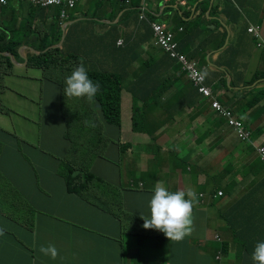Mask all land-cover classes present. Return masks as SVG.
I'll return each instance as SVG.
<instances>
[{
	"label": "crops",
	"instance_id": "1",
	"mask_svg": "<svg viewBox=\"0 0 264 264\" xmlns=\"http://www.w3.org/2000/svg\"><path fill=\"white\" fill-rule=\"evenodd\" d=\"M142 1L135 0L139 7ZM147 7L152 15L150 19L166 25L175 34L178 48L200 69H205L207 84L219 99L221 95L226 100L234 93L237 97H246L251 92L249 96H253L254 105L264 103V51L249 32L253 26L260 27L264 36V0H148ZM78 9L79 15L61 28L54 27L52 18L49 21L22 15L20 19L21 38L14 43L21 44L17 48L21 60L11 58L13 69L4 76L5 89L0 94V227L5 229V234L0 236V264H135L134 257L126 261L125 250L120 248L124 221L132 220L128 236L137 230L144 231L141 216L151 215L149 204L157 181H163L170 191L192 190L196 194L194 231L182 242H175L176 251L187 245L200 250L197 264H213V256L231 251L235 254L245 247L255 248L257 242L264 241V185L250 179L254 177V170L248 169L247 164L252 157L250 165L253 163L258 152L241 142L227 122L219 119L211 100L194 90L180 65L156 47L153 39L146 41L150 33L144 26L136 25V15L119 25V30L122 39L134 32L138 37L126 60L114 58L112 63L113 73H119L127 84L121 96V128L105 119L99 99L89 102L87 98H67L66 84L63 92L57 93L60 106L67 109L66 115L61 120L43 123L47 138H56L48 145L63 150V160L81 171L82 180L86 175L76 167L79 164L87 167L86 174H109L102 182L96 181V185L88 184L89 189L82 196L71 194L65 179L62 180L70 196L56 180L49 178L39 183L36 178L32 179L31 188L24 190V197L19 201L15 198L22 191L15 172L28 165L25 151L19 146L33 145V149L41 150L23 129L5 130L11 117L19 115L5 99L9 96L28 99L12 83L15 79L32 84L46 80L59 85L76 68L74 58L66 55L73 49L87 47H82L83 36L89 29L93 32L90 39L96 37V51L113 48L115 24L122 13L110 21L104 17L110 8L98 11L86 0ZM50 14L54 16L55 11ZM9 21H12L10 15L0 16V32ZM44 22H50L46 29ZM46 36L48 40L53 38V44L44 41ZM134 36L128 41H133ZM51 50L55 52L53 59L61 61L64 72L59 65L45 69L34 63L33 59L49 56ZM53 70L60 74L56 80L50 78ZM136 80H142V85H154L140 87L141 95L157 97L153 99L155 103L149 102L146 107L138 123L139 130L133 125L130 93L131 84ZM243 109L240 106L237 113ZM77 115L83 116L85 122L78 123ZM23 120L30 125V130L36 125L25 116ZM65 121L79 124L67 126L73 128L75 146L61 136L60 129L68 124ZM174 121L175 137L176 130L169 128ZM224 132L230 136H222ZM254 140L255 148L264 145V130ZM95 152L97 157L92 160ZM228 156L239 159L242 164L235 168ZM223 159L228 162L219 167ZM30 169L31 174L39 173V169L31 166ZM45 184L51 186L45 187ZM254 184L258 201L242 198ZM220 191L225 193L224 197H217ZM202 193L206 195L205 200L200 199ZM250 209L253 210L250 212ZM50 244L59 251L55 260L40 252L41 246ZM166 244L164 241L163 250L164 247L171 250L170 245L174 243Z\"/></svg>",
	"mask_w": 264,
	"mask_h": 264
},
{
	"label": "rangeland",
	"instance_id": "2",
	"mask_svg": "<svg viewBox=\"0 0 264 264\" xmlns=\"http://www.w3.org/2000/svg\"><path fill=\"white\" fill-rule=\"evenodd\" d=\"M46 19L49 20V18ZM42 25L46 29L47 27H49L50 22H44ZM20 34H22V31ZM20 38L21 35L17 39ZM95 53V57L93 58L92 56V58H90L89 60L91 61L93 59H98L99 62H102L104 60L103 54H100L96 50ZM80 63L82 62L80 61ZM39 75L40 74H37V76ZM59 76L60 74L58 71L53 70L50 72V78L52 80H56ZM66 77L68 76H64L61 82L59 83V85H62V87H59V85L53 84L51 82H47L46 80L40 82L39 84H32L30 82L16 81L15 79L11 86L16 88L20 92V94L26 96L28 99L15 96H9L5 99V101L10 105V107L14 108L17 112H19L18 117H11V120L8 123L9 127L5 130L18 132L23 129V131L27 133L28 139L41 150L37 151L33 149V147H31L33 145L26 147L23 145L19 146L20 150L25 151L24 159L29 166L23 165L21 167V171L15 172L16 179L19 182V186H21L22 190L20 192V196H15L18 201L20 200V197L25 196L24 190L27 191L29 188H31L32 179L35 180L36 178H38L39 183L49 178H52L57 181L59 187H63V190L67 195H71L66 190L65 184L62 180L66 178L65 175L70 165L68 164V162L64 161L63 158H60L65 156L62 149H53L50 147V145H48V142L55 141L56 138H47V129L43 124L44 122L52 121L55 119L61 120L62 116L66 115L67 109L60 106L59 98L57 96V93L63 92ZM186 82L187 79L184 80V83ZM186 88L187 83L184 85L185 90ZM250 94L251 92H249L246 97H237L234 93L232 96H229L226 100L220 95V100L224 104H228L235 112L239 110L240 106H244V109L241 111V113L237 114L243 121L246 122L248 128L253 131L254 135H252L251 137L254 139H258L261 135L262 130H264V103L254 105L251 102L253 101V96H249ZM38 95L41 96V99H38ZM33 100L38 103L34 104L32 102ZM23 116L27 117V119L30 121H34V123L36 124L33 128H31V130L30 125L23 120ZM78 118V123L85 122L83 116H78ZM66 126L67 125L65 124L64 127L60 129L61 136H64L67 130ZM169 128H173L176 130V133L174 134L175 137V135L177 134L176 121H174L169 126ZM221 135L230 136L227 132H224ZM110 149L113 151V148ZM31 150H33L32 156ZM35 151L36 154H38L37 156L35 154ZM51 155L53 157L55 156V158H52ZM34 157H37V160H33L32 158ZM228 157L230 159H233L232 161L235 168L239 167L240 164H242L239 159H234L232 156ZM252 158L248 161L247 168L254 170L255 176H251L250 179L254 178L255 183H262L264 185V161H262L261 158L257 155L256 159L253 161V166V163L250 165ZM226 162L228 161H225V159H223L222 163L219 164V167ZM132 165L135 166L134 161L132 162ZM30 166L35 169H39V173L35 174L33 172V174H31ZM76 167L78 169H81L82 172H84V175H86V166L79 164ZM217 168L218 165L214 169L216 170ZM260 172H262L261 176L259 175ZM108 174L109 173H104L102 175H97V177L103 179ZM141 179H144V177H142ZM83 181L84 180H82V182ZM252 182L250 184H252ZM93 183L96 185V182H92V184ZM49 186L51 185L45 184V187ZM252 186L253 185H250L249 188H252ZM247 194L248 192L246 193V195ZM246 195L242 198H245ZM59 197L62 199V194H60ZM132 210L137 211L134 209ZM131 221L132 220H127L126 222L124 221L125 230L122 235V239L120 240V248L125 250L126 261H129L131 260V257H134L135 264H197L198 260L196 259L198 255H200L198 254L200 250L191 248L186 245L185 247H179L178 251H176L175 242H173V245H170V247L172 248L171 250H165V247L163 250L164 241L169 244L170 240L166 239L165 235L162 233L153 234L149 230L144 229L143 232L137 230L134 231L133 234L128 236V234L131 233ZM160 252L161 258H158ZM216 259H214L213 264H225L226 262H229L231 264H241V261L244 260H246L248 264H252V262L248 260V257L245 259V256H239L236 254H227L223 256V259L222 256H220V258L217 257Z\"/></svg>",
	"mask_w": 264,
	"mask_h": 264
},
{
	"label": "clouds",
	"instance_id": "3",
	"mask_svg": "<svg viewBox=\"0 0 264 264\" xmlns=\"http://www.w3.org/2000/svg\"><path fill=\"white\" fill-rule=\"evenodd\" d=\"M82 1H85V0H78L77 3L75 4V6L72 8L67 6V5H64V4L63 5H53L50 7H41V6L35 5L34 3H32L29 0H26V1L13 0V1L9 2L8 5H10L11 3H15V2H24V3L28 2V3H31L32 5H34L35 7H40V8L46 9V12L50 15V18H52V19H54L56 16H58L57 15L58 9L56 7H59V8H61V11H60V17L58 16V19H59V21L63 22L62 25H66L67 23H69L73 19V17L79 15L78 12L80 10L78 9V5ZM86 1H88L89 3L94 2L95 3L94 5L101 4V3L109 4L111 2H119L120 4H123V2H121L120 0H86ZM147 1L148 0H143L141 2V7H140L141 12H140V15L139 14L136 15V17H137L136 18L137 19L136 25H138V27L144 26L145 28H147L148 32L150 33L149 36H147V37H149V40L153 39L154 45L156 47L160 48L168 56V58H170L177 65H180L182 67L183 66L182 64H180L175 59L171 58L169 56V54L157 43V38L155 36L153 24H160V25L165 26L167 31L173 35L174 42L177 44L178 52L180 54L184 55L186 57V59L188 60V62H190L192 64H196V63L190 61L187 58V56L178 48V43L175 41V34L172 33L171 31H169L166 25L155 22V21L150 19V17L152 15L148 11ZM210 2H213V0H210ZM8 5H5V6H8ZM127 5H128V3H127ZM2 7H4V6H0V8H2ZM145 9H147V12L145 11ZM51 11H55L54 16H51V14H50ZM62 11L66 12V17H62ZM122 16L123 15H121V17H120L121 19H122ZM120 18H119V22H117L115 24L116 32L114 33V35L116 38H113V43L116 42L117 47L123 49L121 55L124 58V60H126L127 55H128L127 53L129 52L132 43L136 40L138 35L134 32L126 38H123V39L120 38L122 36V34L119 30V25L124 23V21H120ZM138 18H139V20H138ZM130 19H132V18H130ZM126 20H128V19H126ZM141 23H143V24H141ZM181 31H182V29H181ZM260 31H261V28H260ZM249 32H250V29H249ZM261 33H262V31H261ZM134 34H136V35L134 36ZM251 34H253V33H251ZM253 35L256 38L257 43L259 44L260 39L258 37H256L255 34H253ZM133 36H134L133 41H130V40L128 41V38H132ZM262 36H263V33H262ZM263 38H264V36H263ZM125 41H128V43H125ZM146 41H147V38H146ZM113 43H112V45H113ZM125 45H127V46L125 47ZM262 50L264 51V49H262ZM106 51H107L106 49L101 51V53L103 54L105 62L108 58H113V60H114V58H119L120 60L122 59V57L115 54L114 45H113V48L111 51H107V52ZM5 55H7L11 58L12 57L15 58L11 53L5 52ZM113 60H112V63H113ZM102 63H103V61H102ZM103 65H104V67L106 66L105 63H103ZM196 67L201 71L202 76H205V86L211 91V95H209V96L205 95L203 92H201V90H200L201 87L198 86L196 84V82L191 78L189 72H185L183 69L182 70L185 72L186 75H188L189 79L191 80V83H193V85L197 87L199 93L202 94L203 97H205L206 99L211 100L212 108L219 115V119L221 121L225 120L227 122L228 126L231 127L235 131V133L238 136V139L241 142H243L246 145L249 143H251L253 145L255 142L254 138L251 137L252 135H254L253 131L250 128H248L246 123L238 116L237 112H235L228 104H224L218 98V96L215 95V93H213L212 86H209L207 84L208 75L206 74L205 69L204 70L200 69L198 64H196ZM65 84H66V87L64 88V94L67 98H77V99L87 98V100L89 102H91L93 100V98L97 95V93L100 90L99 83L93 82V80L90 79V77L88 75V71H87V69L83 63H80L79 65L76 64V68L72 71V73L68 77H66ZM132 89L135 90V88H133V87H132ZM130 93L132 94V97H133V121H134V118L137 117L139 119V122H140L141 117L145 113L146 107L148 106V104H150L149 102L155 103L156 101L153 99L157 98V97L152 95V94H148V95L144 96V95H141V93H139V95H140V97H139L133 91H130ZM121 96H122V92H121ZM143 98H146V100L144 102H142ZM135 105H136L137 110H138V112L136 114H135ZM228 113H231L233 118L237 119L238 121H240L244 124V129H245L246 133L249 135L246 139L241 138L239 136L236 127L231 124V119H230L231 116L228 115ZM133 125H134V123H133ZM66 129L67 130H66L63 138L65 140L69 141L70 143H72L73 146H75L74 141L72 140L73 128L68 127ZM262 146H264V145H261L258 147L259 157H260L259 149ZM97 154H98L97 152H95L93 154L92 160L95 157H97ZM51 157L55 158V156L53 157L52 155H51ZM60 158H62V157H60ZM95 177L96 178H95L94 182H96V181H98V179H100L96 175H95ZM257 184L260 185L261 183H257ZM205 196L206 195L204 193H202L200 195V199L205 200ZM224 196H225V193L222 191H220L217 194V197H224ZM195 199H196V194L192 190H188L187 192L184 190H179V191L173 192V191H170L169 189H167L165 187L163 181H157L155 184V188H154V195L152 196V198L150 200V204H149V207L151 210V215H150V217L141 216V218L144 220V224H143L144 229L149 230L153 234L162 233L171 242H182L185 238L189 237L192 234V232L194 231V227H193V225H194V208H196V205L194 204ZM151 229H154V231H151ZM4 234H5V229L0 227V236H3ZM225 247H229V245H226ZM40 252L45 256H49L53 260L57 259L59 256L58 249L55 247V245H51V244L47 245V246H41ZM227 254H234V253L231 251ZM227 254H220V255H217L215 257L213 256L212 263H214V259H216L217 257L220 258V256H222V259H223V256H225ZM235 254L239 255V256H245V259L248 257V260L250 262H252V264H264V242H257V244L255 245V248L245 247L243 250L235 252ZM225 264H231V263L226 262ZM241 264H248V263L246 262V260H244V261H241Z\"/></svg>",
	"mask_w": 264,
	"mask_h": 264
},
{
	"label": "trees",
	"instance_id": "4",
	"mask_svg": "<svg viewBox=\"0 0 264 264\" xmlns=\"http://www.w3.org/2000/svg\"><path fill=\"white\" fill-rule=\"evenodd\" d=\"M92 3L95 4L94 2H92ZM138 4L139 3H136L135 0H130L128 5L126 2H123V4H120L119 2H111L109 4H106V3L96 4V5H94V7L98 11L103 10V7L110 8V9H108V11L105 12V15H104V17L106 19H109L110 21H112L115 18V16L118 15L119 13H122V15H123L122 20H121V18H120V20L125 21L126 19H130V18L134 17L135 15H137L141 12V9L138 6ZM56 8L58 9L57 15L60 17L61 8H59V7H56ZM145 11L147 12V9H145ZM1 15H10L12 21L4 23L3 30L0 32V94H2L4 89H5L4 76L11 73L12 69H13V63H12L11 57L5 55V52L11 53L17 61L21 60V58L18 55V51H17V48L21 44L14 43L16 41V39L19 38V36L21 35L20 29L23 27V23L20 20V19H22L21 16L22 15H31L33 17L39 16L40 18H45V19L49 18L50 19V15L46 12V9H43L40 7H35L34 5H32L31 3H28V2H25V3L24 2H15V3H11L8 6H4V7L0 8V16ZM58 16H56L54 18L53 24H54V27L57 26V27L61 28L63 22L59 21ZM84 24L85 23H81L80 25H84ZM31 31H29V32H31ZM92 36H93V32L91 31V29H89L88 34L83 36V38L85 39V43L82 45V47L83 46H87V47L84 49L83 48L79 49V50L73 49L72 52L68 53L66 56L74 58V61H75L74 65H76V64L79 65L80 61H81L84 64V66L86 67L90 79H92L93 82L99 83L100 90L94 98H97V100L98 99L100 100L102 108H103V112L106 116L105 119L107 121H110V122L116 124L115 126L118 129H120L121 128V92L127 86L126 80L121 79V76L119 75V73H113V70H114V68L112 66L113 58H108L106 60V62H105V60H103V63L106 64L105 67L102 64V62L98 61L95 63L94 59L91 61L89 60L90 58H92V56L94 58L96 55L95 49H94L96 37L90 39ZM52 40H53V38H52ZM52 40H48L47 36L44 38V41H46L47 44H50V43L53 44ZM147 40H149V37H147ZM125 43H128V41H125ZM113 45L115 47V54L122 57L121 53H122L123 49L118 48L116 45V42L113 43ZM127 45H125V47ZM52 52L53 51L51 50V53L49 56L46 55L45 57L33 59L34 63L37 66L43 67L45 69H48L51 67H56V65H60L62 67L61 72H64L65 69H64L63 65H61V61H59L56 57H54L55 58V60H54L53 56H54L55 52H53V53ZM99 52H100V50H99ZM65 60H66V58H65ZM67 71H69V70H67ZM157 82L158 81L156 80L155 83L157 84ZM131 85L133 88H135V90H133V92H135V94H137V96H139V97H140V95H139V91H140L139 88L140 87H143L141 89H145L147 87L154 86V85H149V84L148 85H142V80H136ZM194 90L196 92H199L196 86H194ZM145 100H146V98H143L142 102H144ZM137 112H138V110H137V107L135 105V114ZM65 122H67V121H65ZM67 123H68L67 126L70 124L71 125L76 124V122H74V123L73 122H67ZM138 123H139V119L137 117H135L134 118V129L135 130H139L138 129ZM67 126H66V128H67ZM83 130L85 132H90V129H87V128H83ZM79 131H81L80 128H79ZM92 132L94 133V130H92ZM100 135H102V133H100ZM118 140L120 141L119 137H118ZM247 145L250 146L251 148L255 149L258 152V149L255 148L251 143H249ZM80 172H81L80 170H77L73 166L70 165V167L68 168L67 173L65 175L66 176L65 181H66L67 189L71 194H77L79 196H82L83 193L85 192V190L87 188L89 189L88 184L90 185L91 182H94L96 177L94 175H92L91 173H87L86 177L83 179L84 181L82 182ZM259 175L261 176L262 172H260ZM254 176H255V174H254ZM98 181L102 182V180H100V179H98ZM255 184L253 185V188L251 189L249 194L246 196V198H245L246 200H257V198L255 197V194H254ZM252 210L253 209H250V212ZM261 242H264V241H261Z\"/></svg>",
	"mask_w": 264,
	"mask_h": 264
},
{
	"label": "built area",
	"instance_id": "5",
	"mask_svg": "<svg viewBox=\"0 0 264 264\" xmlns=\"http://www.w3.org/2000/svg\"><path fill=\"white\" fill-rule=\"evenodd\" d=\"M13 0H0V6L8 5L9 2ZM16 1H26V0H16ZM32 3H34L37 6L41 7H50L53 5H67L69 7H74L78 0H29ZM121 2L129 3L130 0H120ZM62 17H66V12L62 11ZM153 29L155 32V36L157 38V43L160 45L171 58L178 61L180 64H182V69L185 72H189L191 78L196 82L198 86H200L201 92H203L205 95H211V91L205 86V76H202L201 71L196 67V64H192L188 62L186 57L182 54H180L177 50V44L174 42V37L171 33H169L165 26L160 24H153ZM250 32L255 34L256 37H258L259 44L258 46L262 49H264V38L262 36V33L260 31L259 27H251ZM230 115L231 124L236 127L238 134L241 138L246 139L249 135L246 133L244 129V124L237 119L233 118L231 113H228ZM260 157L264 161V146H262L259 149Z\"/></svg>",
	"mask_w": 264,
	"mask_h": 264
}]
</instances>
